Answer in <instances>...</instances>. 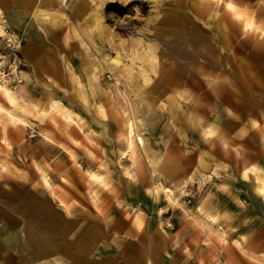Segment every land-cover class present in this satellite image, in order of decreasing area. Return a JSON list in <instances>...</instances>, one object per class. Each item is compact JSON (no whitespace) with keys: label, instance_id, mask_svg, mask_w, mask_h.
I'll use <instances>...</instances> for the list:
<instances>
[{"label":"rangeland","instance_id":"1","mask_svg":"<svg viewBox=\"0 0 264 264\" xmlns=\"http://www.w3.org/2000/svg\"><path fill=\"white\" fill-rule=\"evenodd\" d=\"M55 1L58 3L47 6L39 3L41 6L25 15L23 29L29 28L33 35L24 34L10 23L6 25L7 33H0L2 70L13 66L12 71L19 76L11 78L10 85L20 90L29 83L26 88L29 87L31 99L40 102L39 105L34 100L38 108L30 102L29 110L18 109L27 118L23 127L8 121L5 135L0 125L3 191L18 186L24 193L42 191L64 218L74 222L64 234L78 236L95 227L102 236L99 239L104 238L96 245L100 244L102 254L115 258L116 264H264V257L258 253L264 250V195L258 188L257 193L249 195L256 184V173L264 170V116L259 104L264 97L258 93L264 88V52L258 55L249 50L246 39L236 42L237 51L251 63V70L232 71L230 63L225 70L240 89L228 81L225 94L232 92L234 97L224 98L220 105L224 112L220 118L224 137L219 146L224 157L215 166L217 173L206 170L203 175L197 161L199 154L214 146L209 141L213 135L202 132L204 125H215L212 111L216 105L210 98L212 89L208 82L203 98L208 112L196 127H188L183 114L168 116L167 109L158 128L136 116L144 142L137 146V157L133 159L122 154L125 142L119 134V123L128 115L127 106L140 97L142 90L126 83V72L115 74L106 66V60L116 55L117 44L125 51L137 37H143L139 48L144 49L147 42L154 40L155 34H151L153 25L160 21L158 8L179 4L190 9V0H92V5L103 14L101 31L106 40L94 34L92 21L83 22L75 16L82 0ZM235 1L259 12L264 24V0ZM1 8L3 18L8 20L10 8ZM213 31L217 33L216 28ZM42 39L46 45L44 52L38 43ZM106 41L112 45H105ZM27 43L34 52L45 53V60L48 53L56 61L51 64V72L44 73L46 80L41 83L34 79L32 65L22 49ZM108 45L112 52L105 56ZM222 55L231 59L225 47ZM87 66L89 70L85 72ZM49 90L55 94L47 96ZM190 90L198 91L192 86ZM55 97L71 108L75 120H67L62 113L51 110ZM0 102L7 104L2 92ZM151 102L156 105L155 96ZM101 105L112 118L103 115ZM84 106H89L88 112L82 110ZM40 108L48 112H39ZM97 117L110 119L111 123L104 128ZM5 121L2 116L1 123ZM68 122L70 131L65 126ZM231 139L259 167L249 170L250 177H244L232 145L225 144ZM163 153L172 155L181 165L192 161L188 164L192 168L185 174L179 172L176 179H159L153 161H158ZM91 170L102 174L103 181L90 180ZM157 185L160 192L156 196ZM165 186L173 189V200L167 198ZM0 202V207L18 215L10 205ZM26 222L7 219L0 209V264L46 261L23 260L22 255H28L30 250H22L18 239L29 225ZM248 241L252 249L247 247ZM93 251V243L78 245L74 255L54 260V264H93L89 260L95 255Z\"/></svg>","mask_w":264,"mask_h":264},{"label":"bare ground","instance_id":"2","mask_svg":"<svg viewBox=\"0 0 264 264\" xmlns=\"http://www.w3.org/2000/svg\"><path fill=\"white\" fill-rule=\"evenodd\" d=\"M1 3L12 8L9 12L12 24L21 26L25 15L30 14L34 8L41 5H54L58 2L55 0H40V2L39 0H1ZM158 12L160 21L153 25L154 31L152 30L153 33L151 34L152 36L155 34L154 40L147 42L144 49L139 48V43L144 40L142 36L134 39L125 51L117 44L116 55H110L111 58L106 60V66L114 70L115 74L119 75V72H126L127 75L129 74L126 77V83H129L135 90L138 89L137 91L142 90L140 97L127 106L128 115L123 116L119 123V134L125 142L122 154L136 159L137 146L144 142V138L136 125V116L148 121L152 128H158L160 122H164L166 117L164 109H167L168 116L183 114L188 127L193 128L200 124L208 112L203 99L207 94L205 85L208 82L212 89L209 94L210 98L216 105L212 111L215 125H204L205 128L201 129L204 134L213 135L209 141L214 146L213 149L207 147L205 153L199 154L197 161L203 175L206 170H213L217 173L219 169L215 166L224 157V150L219 146L224 137L223 131L220 130V118L224 113L220 105L224 98L232 100L234 97L232 92L225 94V88L227 89L229 82L240 89V86L225 70H228L229 63L232 71L242 68L251 70V63L247 62L245 57L237 51L236 42L240 43L246 39L249 50H254L258 55L264 52V24L259 17L260 13L254 12L249 6H242L235 0H190V9L179 4H175L173 7H165L163 4L158 8ZM2 14L3 9L0 7V33L5 35L7 33L6 25L9 22L3 18ZM74 14L83 22L92 21L94 34L99 39H105L101 31L103 14L99 8L92 5V0H82ZM214 28L217 29V33L213 31ZM152 31L150 30V32ZM26 32L28 36L33 35L29 28ZM107 43L112 42L106 41L105 45ZM109 45L107 46L108 50L106 48L104 53L105 56L112 52V47ZM22 47L27 56H32L37 62H40L38 58L42 62L44 61L45 53L34 52L28 43ZM222 47L229 51L230 60L225 59L222 55ZM250 52L248 51V53ZM2 62L0 60V92L3 93L7 104L0 102V125L6 135L8 121L17 127L26 125L27 119L18 114L16 110H29L28 103L34 102V100L20 92L18 88L10 85L7 77L3 75ZM88 70L87 66L85 72ZM118 79H120L119 76ZM191 86L196 87L198 91L193 93L190 90ZM249 86V89H252V85ZM259 86L263 87V85ZM256 93L254 92V94ZM258 93L264 97V88H261ZM154 96L156 97V105L151 102ZM257 97L258 95L256 100ZM259 102L262 106L261 113L264 116V101L259 100ZM33 105L38 108L36 102ZM65 107L67 105L59 99L51 102V110L55 109L62 113L67 120H75L71 108ZM88 107L84 106L82 110L88 112ZM101 107L103 115L112 118L107 108L104 105ZM40 111L44 114L48 112V110L41 108ZM115 113V118L118 119V111ZM2 116L6 117V121L3 123H1ZM97 119L104 128L110 124V119L99 117ZM65 124L66 130L70 131V123ZM45 136L50 137L48 133ZM226 143L232 145L234 158L237 162L240 161L245 178L250 177V169H259L237 141L231 139L226 140ZM70 152L73 155V152ZM153 162L154 170L159 174V179L163 176L165 179L172 178L173 180L178 178L179 172L185 174L188 169L192 168L188 165H191L192 161L181 165L172 155H164V153L158 161L156 159ZM2 165L6 166L3 163ZM79 169L85 170L82 167ZM263 174L264 170L256 173L255 188H258L264 195ZM88 177L90 180L103 181L102 174L96 170L88 171ZM165 188L167 198L173 200V189L169 186H165ZM93 189L91 186L92 194L96 195ZM159 192L160 188L157 185L156 196ZM0 200L2 204L10 205L13 211L18 214L13 215L12 211H7L1 206L0 209L7 219L27 221L26 223L29 224L21 232V240L18 239L19 243L22 244L20 245L22 250L26 248L30 250L28 255L27 253L22 255L23 260H46L39 264H54V260H62L66 256L74 255L78 245L88 246L93 243V255H95L94 257L90 255L91 258H89V260H93V264H116L115 258L102 254L104 252L98 246L100 244L96 245L98 241H102L104 238L99 239L102 236L95 227L87 229L85 234L81 233L78 236L64 234L65 230L69 231L72 228L74 222L64 218L52 199H48L42 191L29 190L24 193L20 186L11 191H3L0 186ZM211 216L214 217L215 214H211ZM1 249L2 245H0V259L1 253H3ZM258 253L264 257V250L258 251Z\"/></svg>","mask_w":264,"mask_h":264},{"label":"crops","instance_id":"3","mask_svg":"<svg viewBox=\"0 0 264 264\" xmlns=\"http://www.w3.org/2000/svg\"><path fill=\"white\" fill-rule=\"evenodd\" d=\"M1 6L2 7H4V8H6V7H9L10 8V6L8 5V6H6L4 3L2 4L1 3ZM0 6V7H1ZM10 10H11V8L9 9V11H7V16H8V22L10 23V24H12V21H11V19L9 18V12H10ZM25 20V19H24ZM23 20V21H24ZM24 22H23V24L21 25V26H14L13 24H12V26H14L15 28H17L18 30H20V31H24ZM28 30V28L24 31V34H26V31ZM1 41V40H0ZM39 44H40V46H41V49H42V51L44 52V51H46V45L44 44V42H43V39H42V42H38ZM42 51H40V52H42ZM25 53V52H24ZM47 57H46V60L45 59H43L44 61L42 62V60L40 59V58H38L39 60H40V62H37L35 59H33L32 58V56H28L27 57V55L25 54V56H26V58L29 60V62H30V64L32 65V69H33V72H32V75H33V77H34V79H38V82L39 83H41L42 82V80H46V77L44 76L45 74V72H51L50 70V67H51V64L53 63L54 64V62H56L55 60H53L52 58V56L50 55V54H48L47 53ZM51 56V57H50ZM51 60H50V59ZM62 70V69H61ZM31 74V73H30ZM55 74H58L57 72H55ZM59 75V74H58ZM30 79V78H29ZM31 82V81H30ZM29 84V83H28ZM23 85L22 86V88L19 90L20 92H23L26 96H28V97H31L32 98V96L30 95V90L28 89L29 87H30V84L29 85ZM32 85V84H31ZM26 86H29L28 88H26ZM32 88V87H31ZM29 90V91H28ZM49 93H53V94H55L53 91H47V96H50L49 95ZM49 98V97H48ZM56 98H59V97H55L54 99H56ZM35 100V99H34ZM38 104L40 103L38 100H35ZM40 105V104H39ZM17 111V113L18 114H20L21 112H18V110H16ZM23 116V115H22ZM26 118V117H25ZM27 119V118H26ZM103 120V119H102ZM111 123V122H110ZM108 126H109V124H108ZM107 126V127H108ZM93 128V127H92ZM94 130H95V128H93ZM44 133V132H43ZM243 183H247V182H245V180L243 181ZM255 184V183H254ZM252 192H250V196L252 195V193H257V189L255 188V185H252ZM250 241H248L247 243H246V245H247V247L248 248H250V249H252L253 247H251L250 246ZM263 243H264V241H263ZM227 246V245H226ZM229 252H230V247H229ZM229 257V256H228ZM229 259H230V257H229Z\"/></svg>","mask_w":264,"mask_h":264},{"label":"built area","instance_id":"4","mask_svg":"<svg viewBox=\"0 0 264 264\" xmlns=\"http://www.w3.org/2000/svg\"><path fill=\"white\" fill-rule=\"evenodd\" d=\"M10 41H12V39H10ZM12 42H10V44H11ZM16 44V43H15ZM11 68H13V66L11 67ZM11 68H9L8 69V71L7 70H3V75L5 76V77H7V79L10 81V79L11 78H19V76H18V74H17V72L16 73H14V71H12V69Z\"/></svg>","mask_w":264,"mask_h":264}]
</instances>
